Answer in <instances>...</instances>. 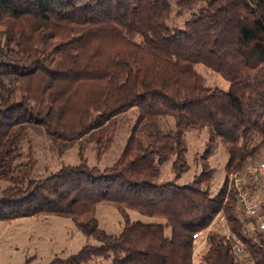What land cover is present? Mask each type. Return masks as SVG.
Listing matches in <instances>:
<instances>
[{"label":"trees","instance_id":"obj_1","mask_svg":"<svg viewBox=\"0 0 264 264\" xmlns=\"http://www.w3.org/2000/svg\"><path fill=\"white\" fill-rule=\"evenodd\" d=\"M197 65L228 89L207 87ZM131 109L136 120L109 166H89L79 152L77 164L35 178L31 160L16 164L34 128L59 154L94 140L99 158L109 140L98 132ZM189 129L206 135L202 169L178 185ZM219 145L225 178L211 193L207 161ZM263 149L264 0H0V221L70 218L96 242L48 264H193L196 233L207 244L201 264H264L262 234H243L249 220L228 188ZM166 161L174 176L157 183ZM100 204L121 215L119 233L98 228ZM218 215L247 261L209 229Z\"/></svg>","mask_w":264,"mask_h":264},{"label":"rangeland","instance_id":"obj_2","mask_svg":"<svg viewBox=\"0 0 264 264\" xmlns=\"http://www.w3.org/2000/svg\"><path fill=\"white\" fill-rule=\"evenodd\" d=\"M188 14L173 17L172 23L181 26ZM197 73L203 78L207 87L219 88L226 91L228 83L210 69L197 65ZM136 110L119 115L105 128L98 132L102 140H109L106 151L96 157V144L94 140L83 139L70 145L65 152L58 153L50 140L38 129H30L27 137L21 143V157L16 161L18 166L33 163L32 176L44 178L57 171L63 165H75L79 162L78 153L87 161L89 166L104 168L111 165L120 155L128 138L129 132L136 120ZM187 146L186 160L189 165L179 179L178 185H186L194 176L201 172L200 156L205 149L206 135L204 130L189 129L185 134ZM264 159V149L247 165L257 163ZM227 156L219 145L208 158V166L213 169L210 184L211 193L217 192L224 178V165ZM246 165V166H247ZM174 176L171 161L160 165V173L157 183H165ZM245 185L250 187V195L253 200L261 201L264 196V179L259 181L244 178ZM8 184L0 181V188ZM131 220L153 221L133 211H129ZM264 217V213H262ZM99 229L109 234H117L122 227V217L113 206L100 204L94 214ZM211 231L227 235L228 230L223 215H218L209 228ZM252 232V231H251ZM93 238L87 237L75 225L70 218L59 216L24 217L10 221H0V264H48L55 256L67 257L78 252L85 245H94ZM193 253V264H201V256L207 248L205 237L201 236L196 242ZM242 261H247L245 252L240 255Z\"/></svg>","mask_w":264,"mask_h":264},{"label":"built area","instance_id":"obj_3","mask_svg":"<svg viewBox=\"0 0 264 264\" xmlns=\"http://www.w3.org/2000/svg\"><path fill=\"white\" fill-rule=\"evenodd\" d=\"M244 178H250L254 181L264 179V159L257 163L245 166L228 176V188L235 194L237 206L243 218L249 220L246 232H259L264 239V217L261 214V204L264 203V196L261 201L253 200L250 195V187L245 185ZM200 233L194 234L193 238L199 240ZM230 243L232 252L238 255L245 253V248L240 241L239 235L228 232L226 235Z\"/></svg>","mask_w":264,"mask_h":264},{"label":"bare ground","instance_id":"obj_4","mask_svg":"<svg viewBox=\"0 0 264 264\" xmlns=\"http://www.w3.org/2000/svg\"><path fill=\"white\" fill-rule=\"evenodd\" d=\"M229 232V231H228Z\"/></svg>","mask_w":264,"mask_h":264}]
</instances>
